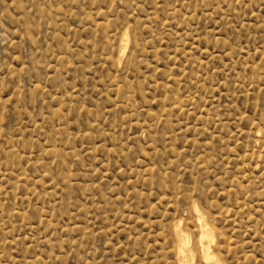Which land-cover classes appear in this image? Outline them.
Masks as SVG:
<instances>
[{
  "label": "rangeland",
  "instance_id": "374dc122",
  "mask_svg": "<svg viewBox=\"0 0 264 264\" xmlns=\"http://www.w3.org/2000/svg\"><path fill=\"white\" fill-rule=\"evenodd\" d=\"M216 261L264 264V0H0V264Z\"/></svg>",
  "mask_w": 264,
  "mask_h": 264
},
{
  "label": "bare ground",
  "instance_id": "6f19581e",
  "mask_svg": "<svg viewBox=\"0 0 264 264\" xmlns=\"http://www.w3.org/2000/svg\"><path fill=\"white\" fill-rule=\"evenodd\" d=\"M194 211H195V210H194ZM200 214H201V213H200ZM201 215H202V214H201ZM199 216H200V215H199ZM199 216H198V217H199ZM204 217H205V216H204ZM200 218H201V217H200ZM201 221H202V220H201ZM202 222H203V221H202ZM200 226H201V224H200ZM206 229H207V230H206V234H207V236L204 235V236H205V237H204V236H202V233H201V235H200V237H201V238H200V239H201L200 242H201V244H205L206 246H210V244H211V243H210V238H211V237L209 236V237H210V238H209L208 235L211 234V233H210L211 231H210L209 228H206ZM203 231H204V230H203ZM176 232H177V236H178V237L176 236V237L178 238V242H177V243H179V246H182V247H183V245H184L183 243L185 242L184 240H185V237H186V236H184V233H182V231H180V230H177ZM208 248H209V247H208ZM181 251H182V249H181ZM183 254H184V253H183ZM204 254H205V252H204ZM206 257H207V256H206ZM210 257H211V256H210ZM210 257H209V258H210ZM212 258H213V257H212ZM204 259H205V258H204ZM213 262H214V261H213ZM189 263H190V262H189ZM215 263H216V264H220L219 261H216Z\"/></svg>",
  "mask_w": 264,
  "mask_h": 264
}]
</instances>
